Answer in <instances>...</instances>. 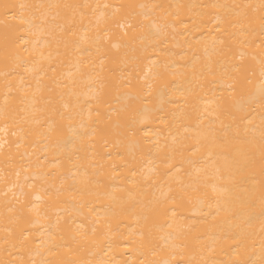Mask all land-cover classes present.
Instances as JSON below:
<instances>
[{"label":"bare ground","instance_id":"1","mask_svg":"<svg viewBox=\"0 0 264 264\" xmlns=\"http://www.w3.org/2000/svg\"><path fill=\"white\" fill-rule=\"evenodd\" d=\"M0 264H264V0H0Z\"/></svg>","mask_w":264,"mask_h":264}]
</instances>
